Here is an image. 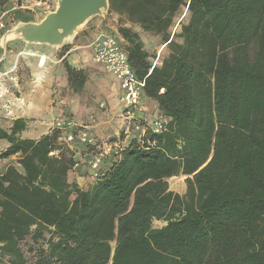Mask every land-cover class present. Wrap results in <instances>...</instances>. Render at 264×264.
<instances>
[{"label":"trees","instance_id":"16d2710c","mask_svg":"<svg viewBox=\"0 0 264 264\" xmlns=\"http://www.w3.org/2000/svg\"><path fill=\"white\" fill-rule=\"evenodd\" d=\"M109 1V12L126 19L115 35L158 112L139 118L144 132L109 156L87 189L69 181L77 160L62 129L22 137L23 117L0 127V159L17 156L0 171V260L264 264V0ZM181 8L188 21L172 34ZM134 27L162 37L160 63ZM12 43L27 45L8 50ZM63 62L70 88L81 92L86 71ZM80 130L88 132L78 124L72 131ZM95 141L81 144L93 155L102 144ZM179 175L182 195L168 182Z\"/></svg>","mask_w":264,"mask_h":264},{"label":"rangeland","instance_id":"374dc122","mask_svg":"<svg viewBox=\"0 0 264 264\" xmlns=\"http://www.w3.org/2000/svg\"><path fill=\"white\" fill-rule=\"evenodd\" d=\"M55 5L56 0H10L5 7L0 8V15H4V22L6 23L5 30H7L20 20H40L48 11L53 10ZM188 18L189 12L187 11V8H181L174 17L170 32L172 34L175 32L179 33L181 30V24L186 23ZM125 20L124 16L109 11L104 17H94L79 31L73 42L66 44L64 48L43 47L51 50V55L42 54L36 51L33 52L35 56H29L31 64L33 63V68L28 65L30 64L28 63L29 60L27 61L24 55L18 57V51L16 50L15 53L10 52L12 47H9L6 58L0 62L1 70L7 71L14 69L15 74L19 73L20 80L24 79V76L28 80L33 81V76L38 78L46 71L45 69L48 68L49 65H52L53 73L57 78L55 81L51 82L53 84L52 92H47L44 85L46 82L44 80L42 82L36 81V86H33L31 92H28L34 96V101L31 100L30 104L27 103V108L32 112L30 121L37 122V136H41L46 132V126L43 124L44 121L49 124V120L60 118L64 115L71 116L76 124L80 126H87L89 135L92 138L94 137L95 140H98L100 143L119 139L123 142H127L132 137L139 135V131L133 127V124L124 119L123 105H118L115 102L116 100H119V96L116 95V92L113 90L115 86L112 81L113 79L109 77L105 68L95 62L92 58L93 50L91 43L94 37L105 32L117 34L119 25ZM134 28L140 30L139 27ZM140 32L142 33L145 48L151 55V60L154 63H160L161 58H159V55L162 56L165 51L162 44V37L149 35L143 33L141 30ZM2 34L0 31V37ZM16 41L18 40L11 42ZM12 44L14 45L18 43ZM26 46L42 48L41 45L27 44ZM68 51L70 54L66 59L70 65L74 68L85 70L88 76L82 91L79 93H74L69 84L63 86L62 90L59 88L61 86L60 81L62 74L64 73V79H62L63 82L65 81L67 74L62 56ZM2 55L3 51L0 48V58ZM42 56L46 57V60L41 67L43 70L39 71L38 74H35L33 69H36L37 64H41ZM59 65L62 66L57 68ZM8 79L10 82L9 88L11 89L9 95L12 98V78L10 79L6 76L5 80ZM25 85L27 86L26 89L29 90L28 84L23 81V86ZM8 104L12 109V104L9 102ZM141 107H145L146 113L144 117H148L147 119H151L158 112L156 105L154 106L152 102L147 101L144 97H142ZM141 112L144 111H140V114ZM0 114L2 115V113ZM79 147L81 155L78 157L79 166L77 168L82 172L85 171L87 181L83 187H88L93 182L91 171L89 174L90 168L87 160L90 152L81 145H79ZM2 151L3 146L0 147V152ZM16 161L17 156H12L8 159H0V171L8 164L15 163ZM70 175V181H72V172ZM185 179V175H179L168 179L170 190L181 195L184 194L186 192ZM163 225H165V222L163 221H154L155 227H162ZM27 243L24 244L25 248H27ZM26 256L31 259L32 253L26 250ZM0 264H10V261H8L7 258H4L3 260H0Z\"/></svg>","mask_w":264,"mask_h":264},{"label":"built area","instance_id":"2783aa9c","mask_svg":"<svg viewBox=\"0 0 264 264\" xmlns=\"http://www.w3.org/2000/svg\"><path fill=\"white\" fill-rule=\"evenodd\" d=\"M6 29V23L4 22V15H0V31ZM93 50V58L95 62L103 66L105 70L113 74L118 82L121 91V102L123 105L124 119L131 122L140 133L144 132V126L139 121L142 117L141 102L143 95V88L145 86V80L139 79L133 70L127 52L122 48L121 42L117 35L114 33H100L96 35L91 43ZM0 72V109H4L9 116L13 117L11 108L7 103L2 104V99L6 93L10 92L9 89L3 85L4 78L12 72ZM163 123L156 120L154 122L155 131L159 132ZM60 128L65 133L63 140L72 143L78 138L82 144H96L94 138H92L87 131L80 130L75 135L72 131L77 127V124L71 118H56L53 122L48 124V128ZM124 142L110 141L104 142L99 147L95 154L88 161V165L91 171L93 180L99 178L102 175V168L104 160L112 154H119Z\"/></svg>","mask_w":264,"mask_h":264},{"label":"water","instance_id":"95a60500","mask_svg":"<svg viewBox=\"0 0 264 264\" xmlns=\"http://www.w3.org/2000/svg\"><path fill=\"white\" fill-rule=\"evenodd\" d=\"M109 8V0H56L55 8L40 20H20L3 32L0 37V48L3 51L0 61L7 56L8 43L14 40L51 48H61L72 43L91 19L104 17Z\"/></svg>","mask_w":264,"mask_h":264},{"label":"crops","instance_id":"0c3cea01","mask_svg":"<svg viewBox=\"0 0 264 264\" xmlns=\"http://www.w3.org/2000/svg\"><path fill=\"white\" fill-rule=\"evenodd\" d=\"M10 47L11 50L10 52H13L15 53L16 50L18 51L17 55H19L18 57L24 55L25 59L28 61V64L29 66H31L33 68V63L31 64V60L29 59V56H35V54H33V52H40L42 54H47V55H51L52 54V51L47 49V48H35V47H30V46H22L21 44H12ZM15 49V51H14ZM32 52V53H31ZM92 52V51H91ZM70 54V52H66V54L64 56H62V58H67V56ZM92 58H93V52H92ZM94 60V58H93ZM95 61V60H94ZM2 62V61H0ZM62 65H59L57 66L58 67H61ZM17 67V66H16ZM42 65L41 64H37L36 65V69H33V72H35V74H38L39 71H42L43 68H41ZM46 71L43 72V74H41V76H39L38 78H35L33 76V81L31 80H28L27 78H25L23 76L24 79L20 80V76H19V73L15 74L14 73V70L12 72H10L7 76L11 79L12 78V87H13V95H12V98L11 96L9 95V92L5 94V96L3 97L2 99V104L4 103H7L9 102L10 104H12V113H13V117L12 116H9L7 114V112L4 110V109H0V113H2V115L0 114V127H3L4 129H6L5 127H10L12 125V122L15 118H19V117H23L27 120V129L22 133V137H30V138H39L40 136H37V131H38V128H37V122L36 121H30V118H31V115H32V112L29 108H27V103L30 104L31 100L34 101V96L28 92H31V88L33 86H36L35 82L37 81H45L46 84L45 85V89H47V92H52V88H53V84L51 82L55 81L57 78H56V75L53 73V66L49 65L48 68L45 69ZM7 71H11V70H7ZM7 71H3L1 70L0 68V72H7ZM109 74V77L111 79H113L112 81L114 82V92H116L115 94L119 96V100H116V104L118 105H121L122 106V102L120 101V96H121V91H120V87H119V82L117 80V78L107 72ZM64 74V73H63ZM63 74L61 76V81H60V89L62 90L63 86H67L68 84V78H67V74H66V78H65V81L63 82L62 79L63 78ZM22 77V76H21ZM23 81H25L27 84H28V88L29 90H27V86H23ZM8 84V85H7ZM9 79L8 80H5L4 78V81H3V85L6 86L9 91L11 90L9 88ZM145 98V97H144ZM147 98V97H146ZM145 98V99H146ZM147 101L149 102H152L154 104V106L156 105L157 107V103L154 101V100H150V99H146ZM24 104V105H23ZM141 111H144V112H141L143 117L145 115V107H141ZM67 115H64V116H61L62 118H72L71 116L70 117H66ZM148 116V114H147ZM148 118V117H147ZM150 118V117H149ZM56 118H53L51 120H49V123L50 122H53ZM73 119V118H72ZM43 124L46 126L45 129H46V132H44L43 134L47 133L48 132V123L47 122H43ZM42 134V135H43ZM71 145V148L74 152V156H75V159L77 160V163L76 165L74 166V168L69 172V181H70V173L72 172L73 174V179L72 181L73 182H76L80 187L84 188V189H87L89 188L88 187H83V185L86 183L87 181V176L85 175V171L82 172L80 169H78L77 167L79 166V163H78V157H80L81 155V150H80V147L79 145H81L82 147H84L78 139H76L74 142L70 143ZM6 145V141L4 140H0V147L1 146H4ZM84 150V149H82ZM91 152H90V155L88 156V159L91 157ZM107 163H106V159L104 160V163H103V168L106 167ZM89 174H90V170H89ZM75 175V176H74ZM70 181V182H72ZM91 181V180H90ZM92 184V183H91Z\"/></svg>","mask_w":264,"mask_h":264},{"label":"bare ground","instance_id":"6f19581e","mask_svg":"<svg viewBox=\"0 0 264 264\" xmlns=\"http://www.w3.org/2000/svg\"><path fill=\"white\" fill-rule=\"evenodd\" d=\"M45 60H46V57L45 56H42L41 57V65H43V63L45 62Z\"/></svg>","mask_w":264,"mask_h":264}]
</instances>
